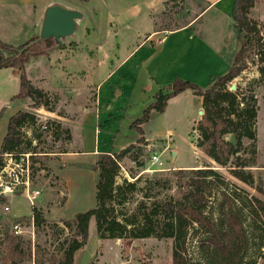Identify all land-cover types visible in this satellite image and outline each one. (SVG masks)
Here are the masks:
<instances>
[{
    "label": "rangeland",
    "instance_id": "rangeland-1",
    "mask_svg": "<svg viewBox=\"0 0 264 264\" xmlns=\"http://www.w3.org/2000/svg\"><path fill=\"white\" fill-rule=\"evenodd\" d=\"M40 1L51 0H38ZM60 1L73 5L84 15V20L79 25L80 30L75 39L67 43L65 48L61 47L58 51L49 54H47L48 49H44L47 56L45 54L37 60L29 61L27 67L30 69L26 67V76L34 86L45 93V103L48 104V108L31 109L28 107L30 104L28 101L24 103V109H22L29 110L36 119L35 125H26L23 132L26 143L30 142L31 147H29L42 156L38 159L39 163L35 165L37 170L32 179L31 190L40 192L34 207L44 211L45 223L32 229L30 225L32 208L23 196V190L13 197L6 198L5 205L10 207L11 212L7 214L0 207V264H51L60 258L62 245L72 240L75 235L73 230L64 225V222L73 220L77 213L95 206L93 178L95 177L96 180V174L91 171L94 175L88 173V181L84 182L82 176L73 175L74 172L70 170V167L76 163H80L83 169L92 167L93 165L90 164L93 163L94 158L84 155L76 158L75 163L69 159L73 157L62 154V151L68 152L66 146L70 143L66 141L64 134L67 128L66 122L70 124L80 119L83 115L82 108L83 110L94 108L97 97L95 85L98 84L99 79L104 76L108 68L112 69L121 63L127 52L135 47L141 38L155 28L173 29L185 25L213 0H171L166 2L164 7L158 0H149L146 3H141L139 0ZM212 8L210 7L209 10ZM220 12L218 7L212 9L203 19L204 21H197L192 27V31L197 36L200 37L203 34L206 40L214 43L219 49V58L214 65H210L211 61L207 57L201 60L209 69L201 70L200 72L205 74H199L194 84L202 89L209 85V77L220 76L228 70L237 49L232 7L230 13ZM251 17L264 24V0H257V7ZM127 25L131 27V30L126 29ZM90 32L91 37L86 39ZM194 45L196 46V42ZM198 53L199 51L194 52V54ZM40 60L45 64L46 72H43L44 65ZM195 60L200 61V55H196ZM259 78L256 66L250 64L242 77H238L229 84L230 90L232 84L243 90L251 87L257 99L259 109L255 156L257 165L248 169L254 175L256 182L260 175L264 176V169L261 168L264 166V82L253 85L251 81ZM17 91L18 86L0 78V113L2 99L8 95H14ZM188 101L185 98L173 102L166 115L159 114L154 117L153 127L173 133L169 136L168 132H161L154 135L153 142L148 141V143L144 137L146 144H152V146H145L146 157L140 159V162L144 164L142 167L128 159L120 164V172L116 178L118 186L125 187V182L136 183L141 176L137 182L136 192L126 188L123 192L125 203L117 207L122 215L132 217L136 213L139 202L147 194L151 197L158 194L160 199L166 196L177 198L184 194V190L178 189L176 176L171 174L164 176L161 175L162 173L155 172L190 169L191 166L195 169L212 166L220 174L221 179L214 182L215 185L218 184L214 193L225 189L230 195L236 194L237 200L250 199V197L264 200V197L252 187L232 177L226 169L220 168L200 152L197 148L199 133L195 131L197 121L201 119L197 111L198 103L195 101L194 110H192ZM105 120V117H101V121L93 119L88 123L87 133L90 140L86 148L93 147L95 141L97 146L100 143L101 148L110 143L115 123L108 122V127L113 131L106 133L108 124ZM95 128L101 130V134L95 132ZM56 134H59V139ZM228 138L232 139V137ZM246 144L249 145V143ZM151 156L160 157L161 164L152 166ZM243 156L251 158L248 153ZM30 164L32 165L31 160ZM14 170L15 174L22 172L20 169ZM67 175L74 180L69 190L66 186ZM80 175L85 176L82 173ZM166 177L170 179L168 189H156L155 181L159 180L163 183ZM222 180L225 185H221ZM221 201V195L216 193L212 200L215 213ZM150 202L149 199L146 200L147 204ZM16 220L22 225L23 234L20 236L12 232V225L17 223ZM197 240L191 233L187 238L191 253L197 246ZM129 241L100 239L95 220L92 219L87 244L75 254V264H172L173 240L152 237L134 241L133 244ZM17 246L18 250L15 249Z\"/></svg>",
    "mask_w": 264,
    "mask_h": 264
},
{
    "label": "trees",
    "instance_id": "trees-1",
    "mask_svg": "<svg viewBox=\"0 0 264 264\" xmlns=\"http://www.w3.org/2000/svg\"><path fill=\"white\" fill-rule=\"evenodd\" d=\"M255 2L256 0H234L232 15L237 49L226 73L215 76L205 89L176 78L166 89L170 92L159 91L155 102L131 125L140 135L137 144L117 154L100 153L96 163L87 168L96 174L95 206L77 213L73 220L64 222L75 235L62 245V255L51 264H75V254L87 244L92 219L95 220L100 239L130 240L131 244L152 237L173 240L172 264H264V200L257 197L237 200L236 194L230 195L222 189L223 191L216 192L221 195L222 201L215 213L212 200L218 184L215 185L214 182L220 180L221 176L212 166L156 171L155 173H162L164 176H176L178 189L184 190V194L177 198L166 196L161 199L158 194L154 197L147 194L130 218L122 215L117 207L125 203V188L132 192L138 190L137 182L141 176L136 183L125 182V187L116 183L120 164L124 160L135 162L140 167L144 165L140 159L146 157L147 144L142 126L150 121V114L164 113L171 99L191 90L194 96L202 99L204 112L195 128L199 133L197 148L217 166L226 169L232 177L264 197V176L260 175L256 182L254 175L248 170L257 165V99L251 87L248 90L236 87L234 91L229 88V84L242 77L250 64L256 66L260 75L251 84L264 82V24L251 17ZM196 22L197 20L189 27ZM37 39L35 37L19 48L0 41V70L12 69L20 76L19 93L12 101H30L28 107L31 109L48 108V104L45 103V93L27 78L26 65L31 59L37 60L44 56V49L54 46L52 40L31 46ZM2 114L3 112L0 113V118ZM35 122V116L29 110H20L9 119L7 134L0 150V169L4 154H12L18 160L21 154H30L34 177L37 170L35 165L42 156L30 148V142L26 143L23 129L26 125H35ZM64 134L66 141L70 142V130L65 129ZM56 137L59 139V134ZM66 153L68 152L62 151V154ZM247 153L251 158L243 156ZM261 168L264 169V166ZM221 183L225 185L224 180ZM169 184L170 179L166 177L163 183L156 180L154 187L167 190ZM147 199L151 201L150 204L146 203ZM0 200L2 203L6 201ZM32 217L37 227L45 223L44 211L39 208L32 209ZM190 233L193 238L198 239L197 246L193 248L196 252L193 250L192 253L187 242ZM15 249L18 250V246Z\"/></svg>",
    "mask_w": 264,
    "mask_h": 264
},
{
    "label": "crops",
    "instance_id": "crops-1",
    "mask_svg": "<svg viewBox=\"0 0 264 264\" xmlns=\"http://www.w3.org/2000/svg\"><path fill=\"white\" fill-rule=\"evenodd\" d=\"M139 1L141 3H146L149 0ZM158 1L161 6L164 7V4L171 0ZM233 3L234 0H213L185 25L173 29L155 28L149 34L145 35L144 38L140 37L141 39L139 38L138 44L127 52L121 63L112 69L108 68L104 76L99 79L98 84L95 85L97 97L94 108H85L84 110L82 108L83 115L80 119L70 124L66 122V129L70 130L72 140L69 145L66 146L68 153L65 155L73 157L69 159L73 160L75 163L76 158L90 155L94 158L93 163L90 165H94L100 153L117 154L131 145H136L137 141L140 139V135L131 128V125L133 122L140 119L144 111L155 102L156 94L159 91L169 93L170 91L166 89L173 84L176 78L191 83L197 82L196 77H198L199 74H205L200 71L209 69L207 65L201 62L203 58L207 57L210 59V65H214L215 62L217 63L218 61V47L214 43L206 40L203 34H201L200 37L197 36L192 31L194 24L191 27L189 26L195 20H203L209 11L217 7L220 8L221 12L225 11L226 13H230L229 11L230 8L233 7ZM54 4H60L67 8L77 10L73 5H70V3L60 0L42 2H38V0H0V41L13 48H19L33 40L36 36H39L44 12L46 8ZM210 7L213 8L209 10ZM256 7L257 0L251 15L254 13ZM81 22H79V25ZM204 28L205 26L203 29ZM126 29L131 30V27L127 25ZM79 30L78 27L75 35L71 38H67L63 42L62 47L65 48L67 43L73 41ZM115 32L117 33L120 31ZM89 37H91V32L87 34L86 39ZM195 42L196 46L194 45ZM196 51H199V53L194 54ZM49 53H52V51H47V54ZM196 55H200V61L195 60ZM40 61L42 62V60ZM40 61L38 63H40ZM42 65H44L42 67L43 72H46V66L43 62ZM27 66L28 65H26V67ZM27 68L30 69V67ZM99 70L101 69L99 68ZM0 73V78L5 82H12L18 86V91L14 95H8L2 99L3 104L1 112H3V114L0 118L1 150L3 140L7 134L9 119L15 113L24 109V103L20 100L12 101V98L19 93L20 76L15 74L12 69H2ZM215 76L217 75L209 77L208 84L212 82ZM185 98L189 100L188 102L192 110H194V104L195 101H197V111L200 115L202 99L194 96L191 90H187L171 99L168 102L166 111L161 115H166L171 103ZM156 115H159V113L152 112L150 114V121L142 126L147 143L148 141L153 142L154 135H158L161 132H168L169 136L173 133L168 130L162 131L161 128L152 126L153 119ZM101 117H105L106 124L110 121L115 123L113 128L114 131L108 127L109 124L107 125L108 130L105 131L106 133L113 131L111 137L109 136L111 138L110 143L108 145L105 144L101 148L100 143H98L97 146V142L95 141L93 147L86 148V144L90 140L87 133L88 123L93 119L101 121ZM100 131L101 130L95 128V132L101 134ZM115 136H117V138ZM148 136L150 138H147ZM147 146H152V144H147ZM79 164L80 163L74 164V166L70 167V170L74 172L73 175L82 176L84 182L85 180L88 181V173H91V171L83 169L82 165ZM80 173L85 176L80 175ZM73 181V178L67 175L66 186L68 190ZM93 181L95 185V177Z\"/></svg>",
    "mask_w": 264,
    "mask_h": 264
},
{
    "label": "built area",
    "instance_id": "built-area-1",
    "mask_svg": "<svg viewBox=\"0 0 264 264\" xmlns=\"http://www.w3.org/2000/svg\"><path fill=\"white\" fill-rule=\"evenodd\" d=\"M2 164L3 166L0 169V199L6 200V198L13 197L17 195L20 190H23V196L26 197L30 207L32 209L35 208V202L39 199L40 192L31 190L33 175L30 164V154H21L19 160L14 158L12 154H4ZM150 164L152 166L160 165V157L151 156ZM14 169H20L22 172L15 174ZM0 207L3 208L4 212L7 214L11 212L10 207L6 206L5 202L2 203L1 200ZM30 225L32 229H34L33 217H31ZM12 232L18 236L22 235V225L18 222L14 223L12 225Z\"/></svg>",
    "mask_w": 264,
    "mask_h": 264
},
{
    "label": "water",
    "instance_id": "water-1",
    "mask_svg": "<svg viewBox=\"0 0 264 264\" xmlns=\"http://www.w3.org/2000/svg\"><path fill=\"white\" fill-rule=\"evenodd\" d=\"M83 14L77 10L67 8L60 4H54L46 8L38 39L31 43L38 44L47 40H52L54 46L47 51L60 49L67 38H71L78 30L79 22L83 20ZM236 90V85L232 84L231 91ZM203 110L200 116H203Z\"/></svg>",
    "mask_w": 264,
    "mask_h": 264
},
{
    "label": "bare ground",
    "instance_id": "bare-ground-1",
    "mask_svg": "<svg viewBox=\"0 0 264 264\" xmlns=\"http://www.w3.org/2000/svg\"><path fill=\"white\" fill-rule=\"evenodd\" d=\"M146 173V172H145Z\"/></svg>",
    "mask_w": 264,
    "mask_h": 264
}]
</instances>
